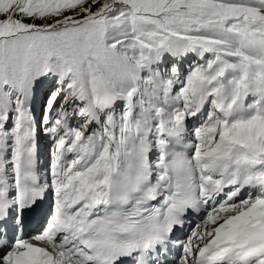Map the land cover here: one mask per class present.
Returning <instances> with one entry per match:
<instances>
[{
	"label": "snow or ice",
	"instance_id": "snow-or-ice-1",
	"mask_svg": "<svg viewBox=\"0 0 264 264\" xmlns=\"http://www.w3.org/2000/svg\"><path fill=\"white\" fill-rule=\"evenodd\" d=\"M0 264H264V0H0Z\"/></svg>",
	"mask_w": 264,
	"mask_h": 264
},
{
	"label": "rangeland",
	"instance_id": "rangeland-1",
	"mask_svg": "<svg viewBox=\"0 0 264 264\" xmlns=\"http://www.w3.org/2000/svg\"><path fill=\"white\" fill-rule=\"evenodd\" d=\"M45 100H46V96L44 97V100L40 106V112L42 113L43 112V107H44V103H45Z\"/></svg>",
	"mask_w": 264,
	"mask_h": 264
},
{
	"label": "bare ground",
	"instance_id": "bare-ground-1",
	"mask_svg": "<svg viewBox=\"0 0 264 264\" xmlns=\"http://www.w3.org/2000/svg\"><path fill=\"white\" fill-rule=\"evenodd\" d=\"M179 252H180V249H179Z\"/></svg>",
	"mask_w": 264,
	"mask_h": 264
}]
</instances>
